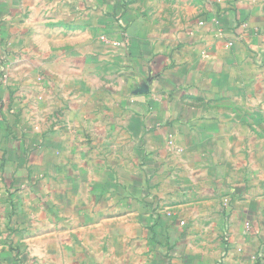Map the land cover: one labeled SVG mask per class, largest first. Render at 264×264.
<instances>
[{"label": "crops", "instance_id": "crops-1", "mask_svg": "<svg viewBox=\"0 0 264 264\" xmlns=\"http://www.w3.org/2000/svg\"><path fill=\"white\" fill-rule=\"evenodd\" d=\"M149 2L0 0V264L68 211L83 264H264V0Z\"/></svg>", "mask_w": 264, "mask_h": 264}, {"label": "rangeland", "instance_id": "rangeland-1", "mask_svg": "<svg viewBox=\"0 0 264 264\" xmlns=\"http://www.w3.org/2000/svg\"><path fill=\"white\" fill-rule=\"evenodd\" d=\"M129 1V6L132 4H138L141 6V8L135 9L131 7V10H134L135 12L141 11L143 14L152 12V9H150L148 6L150 4V0H128ZM4 72H1L0 76L2 79H4L6 76L3 74ZM69 202H64V205H68ZM0 207H1V201H0ZM70 206L67 208L69 209ZM75 213V212H74ZM74 214H71L70 211L65 213V216L63 217H58L55 216L54 221L56 222H51L52 224L56 225L57 232L54 235H51L49 238V248L46 250H36L33 248H24V249H11L13 251V254L15 253V258L16 262L15 264H73L75 260L77 261V264H83V259L85 256L88 254L86 253L85 245L83 243L79 242V245L77 244V248L74 247L75 243L73 245V249L70 250L69 247L65 248V244L63 243L70 238H75L76 235H79L78 233H72V231H69L70 227H73L75 224H79V227L81 226L82 231H85L84 227L87 224H92L95 222L103 223L110 225L108 229L114 228L118 221L116 219L109 220V221H104V218H102V214L93 216V217H86V216H79L77 218L75 216L71 217ZM58 218V219H56ZM5 218L1 216L0 214V237L1 239H17L19 237V234H14L8 229H5ZM104 221V222H103ZM126 224H130L131 222H128L126 219ZM73 229V228H72ZM10 231V232H8ZM84 233V232H83ZM82 233V234H83ZM127 237L129 235V232H126ZM86 235L88 236H95L93 233H87ZM85 235V236H86ZM54 236V237H53ZM81 236V235H79ZM82 236L84 240V237ZM114 238V239H113ZM129 241L126 245V248H128L126 251L123 247L122 241L120 242L117 240V234L113 233L111 239L109 240V248H107L106 244L107 242L105 241H98L97 244L99 245V251H104V254L106 253V256H108L109 264H115L113 260H116V258H122L125 260V257H128L129 263L133 264V259L138 260L137 256H142L144 257V252L141 251L140 246L141 244L139 241H136V243H131V240L127 238ZM32 242V241H31ZM32 245V244H31ZM63 246V247H62ZM106 246V247H105ZM95 248L98 246H94ZM41 259H47L43 260L42 262L39 261ZM123 263V262H122ZM120 263V264H122ZM135 263V262H134ZM89 264V263H86ZM91 264V263H90ZM125 264V263H124ZM137 264V263H135Z\"/></svg>", "mask_w": 264, "mask_h": 264}, {"label": "built area", "instance_id": "built-area-1", "mask_svg": "<svg viewBox=\"0 0 264 264\" xmlns=\"http://www.w3.org/2000/svg\"><path fill=\"white\" fill-rule=\"evenodd\" d=\"M101 40L110 45V46H114V47H121V46H128L129 45V40L126 36V34H122L120 37H114V36H109L106 34H102L101 35ZM181 224H184L185 222L183 220L180 221ZM247 226H250V223H247ZM255 264H263L262 262L256 261Z\"/></svg>", "mask_w": 264, "mask_h": 264}]
</instances>
